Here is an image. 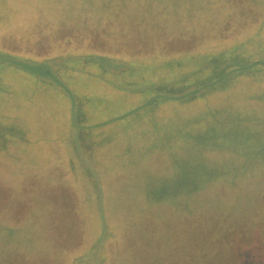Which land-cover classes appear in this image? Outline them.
Wrapping results in <instances>:
<instances>
[{
  "label": "rangeland",
  "instance_id": "obj_1",
  "mask_svg": "<svg viewBox=\"0 0 264 264\" xmlns=\"http://www.w3.org/2000/svg\"><path fill=\"white\" fill-rule=\"evenodd\" d=\"M258 48L264 0H0V264H200L219 210L264 241V76L193 95Z\"/></svg>",
  "mask_w": 264,
  "mask_h": 264
},
{
  "label": "trees",
  "instance_id": "obj_2",
  "mask_svg": "<svg viewBox=\"0 0 264 264\" xmlns=\"http://www.w3.org/2000/svg\"><path fill=\"white\" fill-rule=\"evenodd\" d=\"M240 55L241 54H233L230 56V59L234 63L245 61L242 68L233 69V71L227 73L223 78H220L216 82L208 84L209 86H204L203 88H201V92H198L197 94L193 93V95L196 96L218 84H223L224 82L227 83L233 79L239 78L246 72L253 75L257 74L260 77L264 76V48H258L256 51L247 54L250 56ZM247 62H250V64L248 63V65ZM219 211L220 212L218 214L215 213L209 220L195 222L194 224L196 226L192 223L194 231L196 230V227L202 228V230L206 229V238L205 236H203L199 242L196 236L193 239V246L195 248L196 246H206L205 239L207 240V248H209V251L208 253H205L203 257L205 260H202V263L200 264H242L244 256L241 254V252L248 250L251 247L254 248L257 257L264 259V241H262L263 237H261V234L257 235V230H255V233L250 234L246 229V225L241 223L239 224V227H236L238 224H234L232 227L233 229L223 228L224 226L220 224V221H218V217L227 216L229 214V211H224L222 213L221 210ZM244 213H247V211L239 212V216L236 219H239L240 215H244ZM240 227L241 230L247 231H245V233L241 234L239 237H236V234L241 232L240 230H238ZM260 228L261 227H258L257 229ZM232 239L235 242L231 246L230 240ZM219 248L223 249V252L217 251Z\"/></svg>",
  "mask_w": 264,
  "mask_h": 264
},
{
  "label": "crops",
  "instance_id": "obj_3",
  "mask_svg": "<svg viewBox=\"0 0 264 264\" xmlns=\"http://www.w3.org/2000/svg\"><path fill=\"white\" fill-rule=\"evenodd\" d=\"M48 77V76H47Z\"/></svg>",
  "mask_w": 264,
  "mask_h": 264
}]
</instances>
